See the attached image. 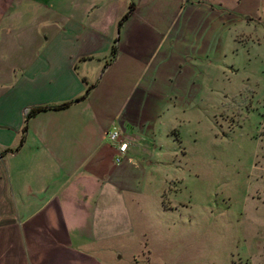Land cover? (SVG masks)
Segmentation results:
<instances>
[{
    "label": "crops",
    "instance_id": "crops-1",
    "mask_svg": "<svg viewBox=\"0 0 264 264\" xmlns=\"http://www.w3.org/2000/svg\"><path fill=\"white\" fill-rule=\"evenodd\" d=\"M251 8L0 0V264H150L181 137ZM114 127L128 142L118 164Z\"/></svg>",
    "mask_w": 264,
    "mask_h": 264
},
{
    "label": "rangeland",
    "instance_id": "rangeland-1",
    "mask_svg": "<svg viewBox=\"0 0 264 264\" xmlns=\"http://www.w3.org/2000/svg\"><path fill=\"white\" fill-rule=\"evenodd\" d=\"M231 47L173 158L175 208L150 264H264V0Z\"/></svg>",
    "mask_w": 264,
    "mask_h": 264
},
{
    "label": "built area",
    "instance_id": "built-area-1",
    "mask_svg": "<svg viewBox=\"0 0 264 264\" xmlns=\"http://www.w3.org/2000/svg\"><path fill=\"white\" fill-rule=\"evenodd\" d=\"M105 135L106 139L115 147L114 162L118 164L126 152L128 142L121 135L120 130L115 127L107 131Z\"/></svg>",
    "mask_w": 264,
    "mask_h": 264
},
{
    "label": "trees",
    "instance_id": "trees-1",
    "mask_svg": "<svg viewBox=\"0 0 264 264\" xmlns=\"http://www.w3.org/2000/svg\"><path fill=\"white\" fill-rule=\"evenodd\" d=\"M132 5H133V2H130L129 3V5H128V7H127V11L124 13V15L121 17V19H120V21L122 20V19H124L125 17H126V15L129 13V11L131 10V8H132ZM120 21L118 22V23H120ZM67 105V103H60V104H58V105H55V106H51V107H53V108H55V107H63V106H66ZM47 108V106H43V105H36V106H33L29 111H28V113H27V115H30V114H32V113H34V112H37V111H39V110H44V109H46Z\"/></svg>",
    "mask_w": 264,
    "mask_h": 264
}]
</instances>
